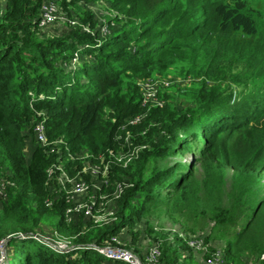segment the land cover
<instances>
[{
    "label": "trees",
    "instance_id": "1",
    "mask_svg": "<svg viewBox=\"0 0 264 264\" xmlns=\"http://www.w3.org/2000/svg\"><path fill=\"white\" fill-rule=\"evenodd\" d=\"M42 1L0 0V180L12 183L0 198V264H129L92 247L122 229L129 248L159 242L158 264H200L188 237L207 227L204 259L221 241L224 264H264V0H55L80 19L64 35L41 32ZM98 1L104 34L80 6ZM170 73L188 84L147 108L138 82ZM38 111L73 154L117 152L126 134L142 148L113 167L131 184L115 222H66L61 199L45 205L58 158L36 145ZM44 222L70 246L35 237Z\"/></svg>",
    "mask_w": 264,
    "mask_h": 264
},
{
    "label": "built area",
    "instance_id": "2",
    "mask_svg": "<svg viewBox=\"0 0 264 264\" xmlns=\"http://www.w3.org/2000/svg\"><path fill=\"white\" fill-rule=\"evenodd\" d=\"M57 6L55 0L42 1L38 19L40 29L55 21ZM77 59L78 56H74L70 67H74ZM144 90L145 92L142 91L143 105L147 104L151 97L152 86L149 82L144 84ZM35 116L31 130L36 145L40 146L47 154H55L58 158V161L53 162L46 171V183H48L50 196L45 199V205L50 206L55 199H61L65 204L66 222H72L79 218L99 226L110 225L115 222L118 217V200L121 199L131 184L123 177L118 179L113 167L116 164L126 167L142 148L129 149L130 139L129 134H126L117 152L107 149L105 152L99 153L83 151L73 154L65 140H50L48 138L44 112H35ZM135 122L136 119L127 121V124ZM125 125H122L121 128H124ZM7 185H12V183L8 180H0V198L5 197ZM110 207L112 209L107 212ZM101 212H106L105 216L101 217ZM123 230L120 231L119 235H112L105 245L93 244L92 247L110 260L123 261L129 264L159 263L161 256L159 242L144 237V242L148 241L150 244L144 253L141 251L138 255L132 247H127L128 242L122 240ZM35 237L46 241L60 251L68 248L71 244V241L57 236L53 231L45 235L37 231ZM188 244L192 249L202 248L203 238L188 237ZM205 264H224L223 250L215 249L205 259Z\"/></svg>",
    "mask_w": 264,
    "mask_h": 264
},
{
    "label": "rangeland",
    "instance_id": "3",
    "mask_svg": "<svg viewBox=\"0 0 264 264\" xmlns=\"http://www.w3.org/2000/svg\"><path fill=\"white\" fill-rule=\"evenodd\" d=\"M57 5H58V3H57ZM80 6L83 9L92 12L94 19L96 20L97 26H98L97 29L95 28L94 30H100V33L104 34V31L108 30L106 15H109V11H108L107 6L100 1H98V2H80ZM57 7H58V10L56 11L57 17H56L55 21L51 24L44 26V28H41L42 33L51 34V35H64V34H66V32L68 31L70 26L76 25L77 22L80 23V19L77 18L76 14L71 12L70 15L69 14L67 15L66 14L67 12L65 10H63L62 7H60L59 5ZM262 12H264V11H262ZM84 27H86V26H84ZM86 28H88V27H86ZM146 82H149V84H151V86H152L151 97H150L149 102L146 104L147 108H150L151 106L162 105L164 103L163 102L164 100L159 97L160 91L172 93L174 91L173 90L174 88H176L180 85H187L189 82V79L178 76L174 73H170V74L165 75V76L153 75L150 78L143 79V80H140L138 82L139 91H140L141 96H142V91L145 92L144 84ZM28 150H29V148H28ZM25 152L29 154V152L27 150H25ZM28 154L26 155V157L28 156ZM176 158L179 160H182V159L188 160L189 158H191V154H190V152L181 151L177 154ZM123 179H125L129 183L127 177H123ZM111 209H112V207H110L107 210V212L110 211ZM105 214H106V212H101V217L105 216ZM158 216L159 215H156V216H154V218L158 217ZM158 219L159 218H155V220L158 223H163V221H160V219L159 220ZM42 224L43 225H40V228L37 229V231L39 233L45 235L46 233L52 231L51 227L47 223L44 222ZM164 225L169 227L172 230L177 229V225L173 226L168 221H164ZM136 227L138 229H142L143 225L141 222H139L136 225ZM208 229L209 228L207 227L204 230H199L196 233L191 234L189 236V237L196 238V239L203 238L204 244H203L202 248L192 249L194 256H195V259L200 264H205L204 256H205V252H206L207 248H206V243L204 241V238L208 232ZM128 233H129V231L127 232V229H124L122 231L121 238L123 241L130 243V241H129L130 238H129ZM138 241H139L138 242L139 246L137 248H133V249H134V251L136 250L135 253L140 255V251H143V253H144L145 249L148 247V245L150 243L148 241L144 242L143 236H141L140 240H138ZM211 243L213 246V251L215 249L216 250L217 249L223 250V248H224V243L221 241H214V242L212 241ZM0 258H1V255H0ZM243 263L244 264H259L257 259L254 257H244Z\"/></svg>",
    "mask_w": 264,
    "mask_h": 264
}]
</instances>
